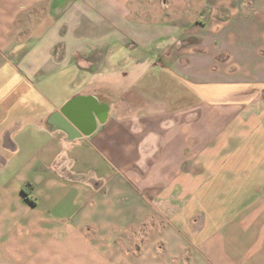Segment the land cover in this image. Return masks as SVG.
<instances>
[{
  "label": "crops",
  "instance_id": "0c3cea01",
  "mask_svg": "<svg viewBox=\"0 0 264 264\" xmlns=\"http://www.w3.org/2000/svg\"><path fill=\"white\" fill-rule=\"evenodd\" d=\"M0 123V264H264V0H0Z\"/></svg>",
  "mask_w": 264,
  "mask_h": 264
},
{
  "label": "rangeland",
  "instance_id": "374dc122",
  "mask_svg": "<svg viewBox=\"0 0 264 264\" xmlns=\"http://www.w3.org/2000/svg\"><path fill=\"white\" fill-rule=\"evenodd\" d=\"M2 130H4V125L2 126L1 123H0V133H1ZM25 150H27V149H25ZM0 153L4 157V149L3 148H0ZM16 167H18V165ZM16 167L10 171L11 175L17 170ZM6 170H8V169H6ZM6 170H5V172H6ZM0 171L4 172V166L2 167V169L0 168Z\"/></svg>",
  "mask_w": 264,
  "mask_h": 264
}]
</instances>
